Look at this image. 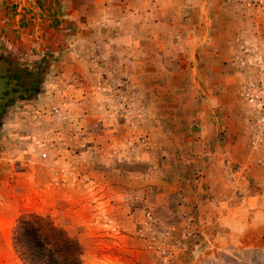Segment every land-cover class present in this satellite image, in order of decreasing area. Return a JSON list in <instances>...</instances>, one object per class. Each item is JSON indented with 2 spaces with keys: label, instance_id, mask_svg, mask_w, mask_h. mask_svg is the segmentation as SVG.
I'll list each match as a JSON object with an SVG mask.
<instances>
[{
  "label": "rangeland",
  "instance_id": "1",
  "mask_svg": "<svg viewBox=\"0 0 264 264\" xmlns=\"http://www.w3.org/2000/svg\"><path fill=\"white\" fill-rule=\"evenodd\" d=\"M0 61V264L27 214L81 264H264V0H0Z\"/></svg>",
  "mask_w": 264,
  "mask_h": 264
},
{
  "label": "trees",
  "instance_id": "2",
  "mask_svg": "<svg viewBox=\"0 0 264 264\" xmlns=\"http://www.w3.org/2000/svg\"><path fill=\"white\" fill-rule=\"evenodd\" d=\"M12 246L22 264H81L79 245L38 215L18 218L12 231Z\"/></svg>",
  "mask_w": 264,
  "mask_h": 264
},
{
  "label": "water",
  "instance_id": "3",
  "mask_svg": "<svg viewBox=\"0 0 264 264\" xmlns=\"http://www.w3.org/2000/svg\"><path fill=\"white\" fill-rule=\"evenodd\" d=\"M5 68H7V66L0 61V111L2 104L6 101L7 98L4 96V92L9 94V85L14 84L13 81L7 80L5 76Z\"/></svg>",
  "mask_w": 264,
  "mask_h": 264
}]
</instances>
